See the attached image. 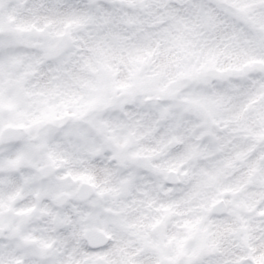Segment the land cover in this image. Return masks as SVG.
Masks as SVG:
<instances>
[{
  "label": "clouds",
  "instance_id": "clouds-1",
  "mask_svg": "<svg viewBox=\"0 0 264 264\" xmlns=\"http://www.w3.org/2000/svg\"><path fill=\"white\" fill-rule=\"evenodd\" d=\"M0 264H264V0H0Z\"/></svg>",
  "mask_w": 264,
  "mask_h": 264
}]
</instances>
